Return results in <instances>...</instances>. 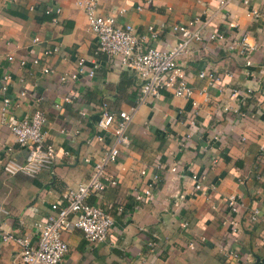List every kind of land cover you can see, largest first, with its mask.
<instances>
[{
  "label": "crops",
  "instance_id": "1",
  "mask_svg": "<svg viewBox=\"0 0 264 264\" xmlns=\"http://www.w3.org/2000/svg\"><path fill=\"white\" fill-rule=\"evenodd\" d=\"M218 3L99 0L97 11L113 15L117 24L130 23L138 33L155 25L157 47L175 42L173 23L217 12L205 33L223 31L227 40L246 35L255 49L239 55L204 37L179 56L176 63L194 89L196 107L162 91L137 108L128 128L129 148L107 167L118 184L89 198L113 216L114 225L107 240L97 244L88 242L80 229L63 232L65 264H223V250L229 247L238 251L231 264H264V17L247 16L252 7L264 13V0H229L221 8ZM34 37L39 40L34 42ZM96 47L97 35L75 0H0V85L8 75L9 110L23 118L40 109L46 117L45 140L55 151L52 166L35 175L0 171V203L7 211L0 215L2 229L36 240V223L60 201L66 187L88 179L101 155L105 143L94 139L101 104L112 112L130 111L136 104L140 77L123 68L118 56L108 61L95 53ZM46 50L50 52L44 54ZM79 57L98 61L95 75L61 81ZM202 71L213 74L216 82L199 77ZM234 88H252V93L240 101L230 97ZM68 95L73 100L64 102ZM1 98L0 93V105ZM226 104L238 106L246 117L224 111ZM26 155L0 121V158L22 163ZM157 162L161 175L152 198L130 203L131 190L150 182ZM174 166L176 171H171ZM193 173L204 176L203 191L194 190ZM229 195L239 206L234 215L237 241L227 223L232 215L226 207ZM254 207L262 213L258 221L249 222ZM19 251L16 242L0 240V264H18Z\"/></svg>",
  "mask_w": 264,
  "mask_h": 264
},
{
  "label": "built area",
  "instance_id": "2",
  "mask_svg": "<svg viewBox=\"0 0 264 264\" xmlns=\"http://www.w3.org/2000/svg\"><path fill=\"white\" fill-rule=\"evenodd\" d=\"M98 2L99 0H75L76 5L84 11L88 26L97 35L95 53L104 56L108 61L118 56L123 68L135 71L140 77L142 82L138 88L137 101L130 111L112 112L108 110L105 102L101 104L95 121L94 135L96 141L105 143L101 155L94 161L88 179L75 186L66 187L60 201L52 203L46 217L36 223L39 230L36 240L27 236H18L0 227V240L4 242L14 241L20 247V262L18 264H65L68 246L62 238V233L74 229H80L85 239L90 243H103L107 240L109 231L114 225V218L104 208L90 203L89 198L104 191L107 186L118 184L117 177L108 173L107 167L117 160L122 150L129 148L128 128L141 104L157 98L162 91H168L174 96L190 100L193 109L196 107L197 103L192 99L194 89L188 84L184 70L176 63L179 56L185 53L193 43L206 37L209 41L224 43L227 50L239 55H244L246 51L255 49L254 45L248 44L246 35L227 40L223 31L211 30L205 33L206 28L213 23L217 12L205 16H196L185 23H173L171 31L175 34V42L166 45L164 48L157 47L154 45V41L159 36V29L155 25L148 24L141 33H138L130 23L117 24L113 15L100 14L97 11ZM228 2L229 0H219L218 7H224ZM243 3L247 4L248 0H243ZM137 9L140 10L141 8L138 7ZM123 11L124 9H121L120 13ZM50 12L49 9L46 10V13ZM59 12L60 9L57 8L55 13ZM247 16L252 19H260L264 17V13L252 7L248 9ZM53 21H55V17H53ZM38 40V37L33 38L34 42ZM49 52L50 50H46L44 54ZM8 59L12 60L13 56L9 55ZM33 62L37 63L38 60L34 59ZM24 63V60H20L21 65ZM98 68L99 63L96 59L88 61L84 57H79L74 70L63 73L60 80L73 81L82 75L90 78L95 75ZM49 71L48 68L44 69V72ZM205 76L208 77L210 83H215L217 80L211 73L205 71L199 73V77ZM8 81L9 76L4 75L0 85V93L2 94L0 121L8 127L16 143L20 147L26 148L27 155L22 163H17L12 159L0 158V171L10 175L19 172L35 175L44 168H50L55 160L54 147L45 140L44 124L46 117L37 108L29 116L23 118L13 115L9 110L11 100L5 95ZM251 93L252 88L244 90L234 88L231 90L230 97L243 101ZM73 98V96L68 95L64 97L63 101L71 102ZM223 110L240 117H246V112L239 109L238 106L232 107L226 104L223 106ZM80 114L85 116V110H81ZM253 116L254 114L251 115V117ZM194 124V120H191V125ZM108 139L109 141H107ZM85 161H89V159L86 158ZM212 161L214 162V159ZM154 167L156 170L154 169L152 172L150 182L141 189L134 187L131 190L130 203L132 200L134 202L152 198L153 188L160 182L161 175L160 163H155ZM171 171H176V167H172ZM141 173L144 174L146 171L141 170ZM203 178L204 176L201 174L193 173L191 175L195 191H203ZM226 207L232 214L227 223L230 226L231 235L237 241L239 223L234 215L239 212V206L234 195L227 197ZM118 210L122 211L123 207H118ZM6 212L0 203V215L6 214ZM261 213L262 209L259 207L252 208L248 213V221H258ZM149 245H153V241H150ZM223 251V264H230L232 260L238 258L236 249L233 250L229 247Z\"/></svg>",
  "mask_w": 264,
  "mask_h": 264
},
{
  "label": "trees",
  "instance_id": "3",
  "mask_svg": "<svg viewBox=\"0 0 264 264\" xmlns=\"http://www.w3.org/2000/svg\"><path fill=\"white\" fill-rule=\"evenodd\" d=\"M231 264V263H230Z\"/></svg>",
  "mask_w": 264,
  "mask_h": 264
}]
</instances>
